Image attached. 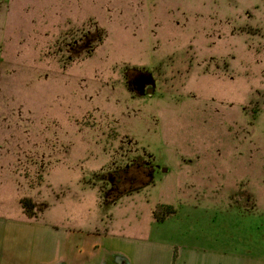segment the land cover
I'll return each mask as SVG.
<instances>
[{
  "label": "rangeland",
  "instance_id": "rangeland-1",
  "mask_svg": "<svg viewBox=\"0 0 264 264\" xmlns=\"http://www.w3.org/2000/svg\"><path fill=\"white\" fill-rule=\"evenodd\" d=\"M128 166L153 182L103 203ZM250 190L264 201V0H0L1 218L259 251Z\"/></svg>",
  "mask_w": 264,
  "mask_h": 264
},
{
  "label": "crops",
  "instance_id": "crops-1",
  "mask_svg": "<svg viewBox=\"0 0 264 264\" xmlns=\"http://www.w3.org/2000/svg\"><path fill=\"white\" fill-rule=\"evenodd\" d=\"M247 202L249 213L259 212L262 219L264 201L251 191ZM88 222L84 217L75 220L69 210L64 220L51 223L0 217V264H264V249L237 251L177 243L154 234V221L147 235L89 232Z\"/></svg>",
  "mask_w": 264,
  "mask_h": 264
},
{
  "label": "trees",
  "instance_id": "trees-1",
  "mask_svg": "<svg viewBox=\"0 0 264 264\" xmlns=\"http://www.w3.org/2000/svg\"><path fill=\"white\" fill-rule=\"evenodd\" d=\"M130 167H125L119 176L115 177L113 176V180L120 179L118 185L116 184L114 189L117 188V191L108 193L107 197H105V200H103V203L105 204H111L117 202L122 196L133 193L143 187L148 186L151 182H153L154 174L151 172H147L145 178L139 176L137 177V173L129 174L130 173ZM131 177V182L128 185H124V183L127 181V179ZM141 179V180H140ZM135 180V181H134ZM139 181V183L137 182ZM117 181H115L116 183ZM138 183V184H137ZM31 202V201H30ZM22 206L25 208L27 205V201L24 199L22 200ZM166 206H161L157 209L155 215L157 219L161 220L164 217L165 212H172L167 209ZM177 257V251H175L174 259Z\"/></svg>",
  "mask_w": 264,
  "mask_h": 264
},
{
  "label": "water",
  "instance_id": "water-1",
  "mask_svg": "<svg viewBox=\"0 0 264 264\" xmlns=\"http://www.w3.org/2000/svg\"><path fill=\"white\" fill-rule=\"evenodd\" d=\"M148 92H149V93H152V92H153V89H152V88H149V89H148ZM164 171H166V168H164Z\"/></svg>",
  "mask_w": 264,
  "mask_h": 264
}]
</instances>
